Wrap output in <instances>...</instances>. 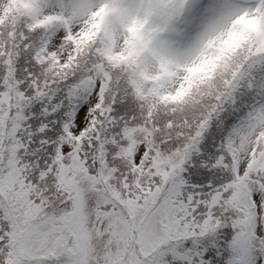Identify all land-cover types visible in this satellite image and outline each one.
Returning a JSON list of instances; mask_svg holds the SVG:
<instances>
[{"label":"snow or ice","instance_id":"obj_1","mask_svg":"<svg viewBox=\"0 0 264 264\" xmlns=\"http://www.w3.org/2000/svg\"><path fill=\"white\" fill-rule=\"evenodd\" d=\"M0 264H264V0H0Z\"/></svg>","mask_w":264,"mask_h":264}]
</instances>
